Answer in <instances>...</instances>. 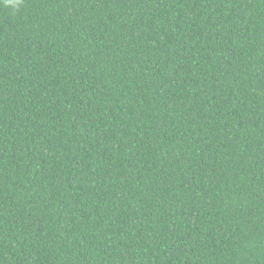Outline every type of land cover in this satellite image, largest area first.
Masks as SVG:
<instances>
[{"label": "trees", "instance_id": "16d2710c", "mask_svg": "<svg viewBox=\"0 0 264 264\" xmlns=\"http://www.w3.org/2000/svg\"><path fill=\"white\" fill-rule=\"evenodd\" d=\"M0 264H264V0L0 2Z\"/></svg>", "mask_w": 264, "mask_h": 264}, {"label": "clouds", "instance_id": "9594fccd", "mask_svg": "<svg viewBox=\"0 0 264 264\" xmlns=\"http://www.w3.org/2000/svg\"><path fill=\"white\" fill-rule=\"evenodd\" d=\"M0 2H3L5 6H9L12 8H18L20 4L22 3V0H0Z\"/></svg>", "mask_w": 264, "mask_h": 264}]
</instances>
